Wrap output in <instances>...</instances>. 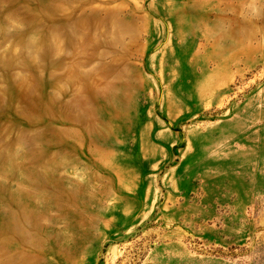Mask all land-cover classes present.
Returning <instances> with one entry per match:
<instances>
[{"label":"rangeland","instance_id":"rangeland-1","mask_svg":"<svg viewBox=\"0 0 264 264\" xmlns=\"http://www.w3.org/2000/svg\"><path fill=\"white\" fill-rule=\"evenodd\" d=\"M70 1L0 0V264H264V0Z\"/></svg>","mask_w":264,"mask_h":264},{"label":"bare ground","instance_id":"bare-ground-1","mask_svg":"<svg viewBox=\"0 0 264 264\" xmlns=\"http://www.w3.org/2000/svg\"><path fill=\"white\" fill-rule=\"evenodd\" d=\"M72 2H74L75 3V5H74V8H68V6L67 7H64V9L65 10H67V12H69V13H73L75 10H77L76 8H78L80 11H79V13H85V12H87V11H90L92 14H95L96 13V11L95 10H91V9H89L88 7H86V6H84L81 2H79L78 0H71L70 1V3H72ZM64 9H63V6L62 5H56V6H54V7H52V9L51 10H49V14L50 15H52V13H54V12H57V13H63L64 12ZM124 85H121V86H119V88L120 89H117V88H114V89H112L111 91L113 92V93H115V95H117L116 93H118V92H120L121 90H122V87H123ZM112 109H113V111H118L117 110V108H116V105H114L113 107H112ZM117 116H120V114H117ZM109 118H110V114L107 116V117H105V118H101V122L104 124V126H105V129L108 131L110 128H111V126H110V124H109ZM57 131H59V132H63L64 133V137L66 138L67 136H73V134L75 135V134H78V136L77 137H80V136H82L83 134L82 133H80V131H79V128H60V126H58L57 128H55ZM61 129V130H60ZM66 140V139H65ZM95 154H96V156H97V151H95ZM94 154V155H95ZM108 159V158H107ZM62 163H63V160H58V162L57 163H54L52 166L50 165L49 166V182L51 183V186H53L52 187V189L51 190H57L58 191V193H61V195H62V199L64 200V198L67 200V201H65L64 200V202L66 203H68V204H70V205H74V206H76L77 208H75V210H74V212L76 213L75 215L77 216V217H82L84 220H85V217H84V215H83V211H85V210H83L84 208H82L81 206H84L83 205V203L81 202V201H79L78 199L79 198H76L75 196H71L70 197V191L71 190H69V188H68V186H65V180L63 179V177H61L60 179H55V174H54V170H58L60 167H61V165H62ZM53 167V168H52ZM51 188V187H50ZM69 205V206H70ZM70 208V207H69ZM71 209H73V208H71ZM66 211V210H65ZM72 211V210H71ZM64 212V211H63ZM69 214V213H68ZM70 215V214H69ZM73 216H74V214H73ZM37 264H40V263H37Z\"/></svg>","mask_w":264,"mask_h":264}]
</instances>
